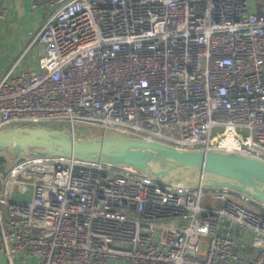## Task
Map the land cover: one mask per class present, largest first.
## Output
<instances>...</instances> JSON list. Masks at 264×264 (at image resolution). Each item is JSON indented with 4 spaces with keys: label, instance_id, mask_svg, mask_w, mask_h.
<instances>
[{
    "label": "built area",
    "instance_id": "1",
    "mask_svg": "<svg viewBox=\"0 0 264 264\" xmlns=\"http://www.w3.org/2000/svg\"><path fill=\"white\" fill-rule=\"evenodd\" d=\"M28 1L47 13L0 75V129L114 130L264 160V0ZM32 47L38 69L16 72ZM6 169L8 264H264V204L246 194L70 157Z\"/></svg>",
    "mask_w": 264,
    "mask_h": 264
},
{
    "label": "water",
    "instance_id": "2",
    "mask_svg": "<svg viewBox=\"0 0 264 264\" xmlns=\"http://www.w3.org/2000/svg\"><path fill=\"white\" fill-rule=\"evenodd\" d=\"M70 157L131 167L165 184L228 188L264 204V160L221 148L178 149L158 141L106 130L99 135L67 128L20 125L0 129V175L6 155Z\"/></svg>",
    "mask_w": 264,
    "mask_h": 264
},
{
    "label": "crops",
    "instance_id": "3",
    "mask_svg": "<svg viewBox=\"0 0 264 264\" xmlns=\"http://www.w3.org/2000/svg\"><path fill=\"white\" fill-rule=\"evenodd\" d=\"M1 11L4 14L0 18V75L12 65L39 30L47 13L45 9L33 8L28 0H0ZM32 48L16 65V72L20 69H38L37 60L30 53ZM17 263L24 264L19 259ZM0 264H8L3 254H0Z\"/></svg>",
    "mask_w": 264,
    "mask_h": 264
},
{
    "label": "rangeland",
    "instance_id": "4",
    "mask_svg": "<svg viewBox=\"0 0 264 264\" xmlns=\"http://www.w3.org/2000/svg\"><path fill=\"white\" fill-rule=\"evenodd\" d=\"M30 53H32V57L37 60L38 59V55H37V50H36V47H33L32 50L30 51ZM12 156L11 154H8V159H11ZM13 262L14 264H18L17 263V258L16 257H13ZM37 260L34 259V260H28V262L26 264H36Z\"/></svg>",
    "mask_w": 264,
    "mask_h": 264
},
{
    "label": "flooded vegetation",
    "instance_id": "5",
    "mask_svg": "<svg viewBox=\"0 0 264 264\" xmlns=\"http://www.w3.org/2000/svg\"><path fill=\"white\" fill-rule=\"evenodd\" d=\"M11 158V157H10ZM8 163H9V159H8V155L6 156V163H5V165H6V167L8 166Z\"/></svg>",
    "mask_w": 264,
    "mask_h": 264
},
{
    "label": "bare ground",
    "instance_id": "6",
    "mask_svg": "<svg viewBox=\"0 0 264 264\" xmlns=\"http://www.w3.org/2000/svg\"><path fill=\"white\" fill-rule=\"evenodd\" d=\"M227 142H228V143H226V144H227L228 147H229V146H232V142H231V141L229 142V140H227Z\"/></svg>",
    "mask_w": 264,
    "mask_h": 264
},
{
    "label": "trees",
    "instance_id": "7",
    "mask_svg": "<svg viewBox=\"0 0 264 264\" xmlns=\"http://www.w3.org/2000/svg\"><path fill=\"white\" fill-rule=\"evenodd\" d=\"M87 134H95V135H99V134H101V133H100V132H96V133L88 132Z\"/></svg>",
    "mask_w": 264,
    "mask_h": 264
}]
</instances>
